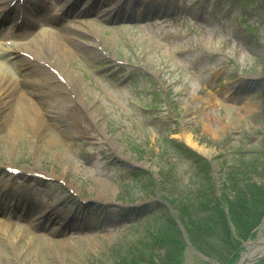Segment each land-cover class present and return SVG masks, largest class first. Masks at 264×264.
<instances>
[{
  "label": "rangeland",
  "instance_id": "1",
  "mask_svg": "<svg viewBox=\"0 0 264 264\" xmlns=\"http://www.w3.org/2000/svg\"><path fill=\"white\" fill-rule=\"evenodd\" d=\"M190 1L203 3L211 11L209 16L205 15V26L194 28L192 33L186 18L177 22L165 20L162 23L166 26L154 23L146 27L124 26V29L103 26L98 30L108 49L115 40L121 58L134 57L133 62L151 73L150 78L156 84L138 79L140 86L151 88V92L142 96L147 110L132 106L138 92L129 88V83L124 84L120 75L117 78L98 75L100 81L96 77L89 80L92 85L85 87L86 90L83 86L81 89L90 98L87 101L91 104L90 111L99 117L97 126L85 119L73 138L68 139L58 132L60 128L49 125L52 132L43 134L44 128L40 129L36 141L35 130L31 131V125H23L24 118L16 115L18 110H15V115L11 112L12 122L22 128L8 136L6 131L0 132L1 168L13 166L21 172L33 169L50 177L63 176V179L41 181L42 185L24 176L4 180L17 190L30 187V194L45 206L44 210L63 201L68 207L66 199L73 195L72 191L83 198L116 206L121 202L151 203L144 205L147 207L144 216H130L129 221L137 217L139 220L127 223L125 230L101 226L100 211H92L86 230H80L72 221L71 230L64 232L56 224L9 222L7 228L0 227V264H236L243 252L252 254L262 244L264 216L260 217L259 212L264 208V195L256 205H252L251 197L236 196L242 200L237 208L234 205L233 216L229 212L233 221L231 230L220 220L219 213L205 209H216L209 202L210 190L215 185L220 190L227 175L239 183L226 190L231 199L234 197L231 190L236 186L242 190L247 185L250 190L258 180L256 176L264 177L261 176L264 174V94L254 84L255 80L264 81V0ZM89 23L92 25V21ZM223 28L229 35L233 34L231 46L222 51L228 54L224 59L218 57L223 53L207 54L226 38ZM123 34L127 41L120 48ZM132 43L139 48L135 55ZM208 73L220 76L213 86ZM200 77L204 79L202 83ZM241 77L253 79L249 82L253 88L230 99L232 85H237ZM208 84L211 89H207ZM81 99L86 105L85 99ZM186 108H191L193 120L183 129L177 120L182 119ZM183 132L196 152L199 148L211 153L212 167L210 173L205 169L191 170L181 182L168 152L173 151L170 139L181 137ZM183 141L187 144L184 137ZM248 145L260 146L262 151L242 155V148ZM173 153L177 164L188 167L194 160L184 151L176 149ZM136 167L150 169L160 183L156 184L151 175H139L138 181H128L125 170L134 171ZM250 194H256V199L261 195L256 188ZM219 204L223 209L222 203ZM198 210L201 213L194 215ZM169 213L191 219L193 224L211 225L209 230L204 226L192 230L193 251L182 242L179 228H173ZM114 215L127 217L121 212L108 216ZM75 216L80 218L79 222L88 220L78 213ZM15 225L22 227L15 229ZM238 236L243 238L237 243ZM235 237L238 238L233 241ZM163 240L171 252L161 248ZM244 264H264V251L253 254Z\"/></svg>",
  "mask_w": 264,
  "mask_h": 264
},
{
  "label": "bare ground",
  "instance_id": "2",
  "mask_svg": "<svg viewBox=\"0 0 264 264\" xmlns=\"http://www.w3.org/2000/svg\"><path fill=\"white\" fill-rule=\"evenodd\" d=\"M71 1L72 0H64L59 10H63L64 8H71ZM120 1L122 3L118 7ZM87 2V1H86ZM86 2L84 3L83 7H85ZM32 1L25 0L22 5V8L16 14L11 12V14L15 15L13 21H23L28 17H33V13L31 11ZM123 6V0H117L114 5L110 8L104 9L101 14L104 16H109L114 9L121 8ZM8 7L9 1L0 0V18L8 16ZM58 18V16L56 17ZM33 26L35 25V21L32 20ZM79 25L73 27L72 32L69 31L66 35H63L64 38L60 40L57 38L55 40L49 37V32L45 30H38V28L34 29L33 32L29 35L30 38L25 39V41L20 44H12L8 49L4 52L0 49V55H3L5 52L8 53V56L12 58L14 64L17 66L18 70H25L22 74L25 78H30V81L23 80L21 82L14 75L5 72L2 70V66L0 65V86L6 87L4 93L0 95V132L4 131L6 127H8L9 116L11 111L9 109L6 110L7 107L10 105V101L6 99L7 96L14 90L15 83H20L25 87V96L23 101L20 102V108H18V115L19 117L24 118V124L30 125L32 122L29 119L30 112L34 113L33 116H39L40 114V122L39 128H43L46 122H50L55 126H60L61 129L59 130L65 138L72 139V130L64 123L63 117L65 116L62 114L61 107H54L53 101L56 99V95L52 94L55 89H60L64 93L68 90L72 92L73 85L72 80L69 76L68 71L62 67V62L59 59V54L66 48V40L71 39L77 42V36L82 34ZM89 48V47H88ZM90 48H94V46L90 45ZM1 64V63H0ZM20 68V69H19ZM53 69V70H51ZM64 76V77H63ZM65 78L67 84L61 83V78ZM9 82H13L12 86L9 88ZM6 94V95H5ZM242 93H239V95ZM75 101L79 103L76 108H83L85 107L83 103L78 101L75 98ZM243 104V102H242ZM68 106H72V104H68ZM191 108H186L184 112V118L182 120V124L185 128L191 123L193 120L192 112L190 111ZM53 114L52 117L47 118L46 120L43 119L44 114ZM93 122H95L94 118ZM46 121V122H45ZM33 128V123L31 125ZM22 128L20 125L19 127L16 123L11 122L10 126L5 132V135H11L14 130ZM184 136V135H183ZM185 140H189V136L185 134ZM186 140V141H187ZM190 141V140H189ZM193 145V144H192ZM199 152L206 154L207 156H211L210 152H205L203 149H197ZM28 172H31L28 171ZM61 178L63 176L60 175ZM43 216V215H42ZM42 221V220H41ZM62 222V220L59 221ZM259 244V248L252 254L249 252H243L240 258L237 261V264H244L250 256L255 253H262L264 251V240L261 241Z\"/></svg>",
  "mask_w": 264,
  "mask_h": 264
},
{
  "label": "trees",
  "instance_id": "3",
  "mask_svg": "<svg viewBox=\"0 0 264 264\" xmlns=\"http://www.w3.org/2000/svg\"><path fill=\"white\" fill-rule=\"evenodd\" d=\"M235 190H237V191L234 193V199L230 202V205H229L230 213L232 216H233L232 209H234V205L236 204V208H237V203L242 200V199H238V198L236 199V196H239V195L243 196L242 190H239V189H235ZM257 191H259L261 194V195H259V197H257V199H256V194L254 196H252V194L249 196V197H251L250 200H252V205H256L258 203L260 204V202H262L261 200H262V197L264 195V188H257ZM209 197H210V199H209L210 204H212L214 207H216V209H205V210H208V211L214 212V213H219V215L221 216L220 220H222L226 224L224 211H223V209H220V206H219V205H221V204H219L220 201H218V199H215V197L212 195L211 192L209 194ZM225 199L227 200V198H225ZM260 209L261 210H260L259 214L261 217V216H264V208H260ZM198 224L200 226L207 225L209 228H211V225L209 223H198ZM250 231L248 233H250Z\"/></svg>",
  "mask_w": 264,
  "mask_h": 264
}]
</instances>
